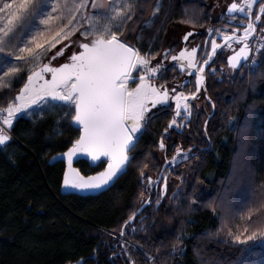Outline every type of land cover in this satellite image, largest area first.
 I'll return each mask as SVG.
<instances>
[{
	"label": "trees",
	"instance_id": "1",
	"mask_svg": "<svg viewBox=\"0 0 264 264\" xmlns=\"http://www.w3.org/2000/svg\"><path fill=\"white\" fill-rule=\"evenodd\" d=\"M221 1L162 0L163 7L154 23L146 26L144 21L151 13L153 0H145L143 10L137 11L125 32L131 43H137L134 37L141 35L143 50L147 51L149 44H153L152 51L162 52L169 47L177 51L181 33L188 29L193 32L191 43L198 44L201 53L209 27L222 31L239 27L238 20L225 28V20L220 16L227 6L219 16L213 17L214 4ZM185 19L193 23H183ZM214 59L215 64L210 66L217 70L222 67L223 72L206 76L205 86L207 95L216 104L215 109L200 94L201 109L198 113L194 111L193 122L181 135L173 134L176 144L185 149L191 145L200 158L184 161L175 172H169L168 190L159 206L154 203L159 185L153 188L151 206L145 205L134 222L125 225L123 237H120L123 222L140 207L142 199L149 198L146 190L144 197L139 195L142 187L137 161L104 192L88 196L62 195L59 186L64 163L49 164L48 161L54 154L66 150L78 131L57 128V121L63 123L59 110L46 112L43 117L37 113L35 117L25 116L15 121L7 149L0 146V264H75L81 258L84 264H128L129 256L135 264H264V245L257 243L242 249L232 244L226 230L217 232L220 225L217 217L223 209L214 200L224 191L221 181L232 173L234 159L241 151L238 134L230 129L227 116H243L250 105L252 126L244 146L246 155L239 158V175L230 185V195L247 197L249 203L264 202V75L261 74L264 69H257L255 74L233 70L228 76L226 52ZM260 59H264V50L258 55ZM186 77L178 69L173 72L169 68L164 80L171 85L172 81ZM190 79L194 84L195 77ZM22 84L23 79L11 90H0V106H5ZM189 90L194 87L183 89ZM170 118V109L168 115L157 112L137 148L138 159L143 151L155 154L144 159L149 164L148 175L154 178L164 161L153 142L159 139ZM205 120L208 121L207 136L204 135ZM174 148L175 145L167 153L168 157ZM204 148L207 151L202 152ZM75 166L89 174L104 165L89 168L80 162ZM183 172H187L189 182L181 184L177 177ZM208 173H213L211 181L205 180ZM177 185H180L178 195ZM174 195L176 199L170 200ZM192 198H199L194 205L190 203ZM210 203L215 206V213ZM237 223L243 226L238 213L232 220L233 232ZM121 241L125 242L128 255L122 253ZM180 243L183 252L176 257L173 247Z\"/></svg>",
	"mask_w": 264,
	"mask_h": 264
},
{
	"label": "snow or ice",
	"instance_id": "2",
	"mask_svg": "<svg viewBox=\"0 0 264 264\" xmlns=\"http://www.w3.org/2000/svg\"><path fill=\"white\" fill-rule=\"evenodd\" d=\"M144 3L145 0H0V90H11L23 79L16 95L0 106V146L7 149L14 121L25 116L35 117L37 113L43 117L46 112L59 110L63 123L57 121V128L78 131L66 150L51 158L55 161L59 157L64 162L62 187L81 192L107 189L137 161L142 187L139 195L144 197L146 190L149 198L142 199L140 207L123 222L120 237L126 233L125 225L134 222L145 205L151 206L150 195L157 185L154 203L161 204L168 190L169 172H175L184 161L200 158L191 145L185 149L176 144L173 134L181 135L193 122L194 111L198 113L201 109L195 103L200 94L215 109L216 104L207 95L205 86L206 76L223 72L222 67L217 70L210 66L215 64L214 58L220 57L227 48L232 50L227 57L230 69L243 72L247 68L251 74L264 69V59L258 60L252 54L264 50V0H232L220 19L225 20V28L239 20V27L231 31L209 27L205 51L200 54L202 61L198 59L199 45L190 48L185 45L178 52L171 47L154 52L153 44H149L147 51L139 45L141 35L134 37L137 43L129 42L125 28L137 11L143 10ZM162 7V0H153L149 18L144 21L146 26L154 23ZM182 22L193 23L189 19ZM192 35L187 32L182 39L188 41ZM250 37L257 40L255 47ZM209 41L210 49L207 48ZM206 66L210 67L206 69ZM169 68L173 72L178 68L188 76L169 85L164 80ZM191 76L195 77L194 84ZM189 86L194 90L183 91ZM169 109L171 118L159 139L153 142L164 161L154 178L148 175L149 164L144 159L155 154L143 151L138 159L137 148L156 113L168 115ZM251 119L250 105L243 116H227L230 129L238 134L241 151L234 159L232 173L221 181L224 191L214 198L223 209L217 217L220 220L217 232L226 230L232 244L242 249L257 243L264 245V202L249 203L247 197L230 195V185L239 175V158L246 155L244 146L251 131ZM204 124L207 136L208 121ZM173 145V154L168 157ZM80 162L89 168L104 166L86 175L82 168L74 166ZM177 178L181 184L185 183L183 174ZM161 180L163 184H159ZM179 189L177 185V195ZM169 199L175 200L176 195ZM198 199L192 198L190 203L194 205ZM209 206L215 213V206L211 203ZM237 213L243 226L237 223L233 232L232 220ZM121 251L128 255L123 241ZM176 251L173 247V252ZM152 259L148 256L149 261ZM75 264H84V258ZM128 264H135L130 256Z\"/></svg>",
	"mask_w": 264,
	"mask_h": 264
},
{
	"label": "rangeland",
	"instance_id": "3",
	"mask_svg": "<svg viewBox=\"0 0 264 264\" xmlns=\"http://www.w3.org/2000/svg\"><path fill=\"white\" fill-rule=\"evenodd\" d=\"M231 1L232 0H222L221 2H218V3H215L214 5H215V7H214V12H213V17H217V16H219V14L225 9V7L229 4V3H231ZM208 2H209V0H208ZM237 2H239V0H237ZM258 8V7H257ZM149 18V17H148ZM145 24V23H144ZM233 28H235V27H233ZM187 32H192V31H190V30H184L183 31V33H181V38H180V40H179V42H180V46H179V48H178V50L176 51V52H178L179 51V49L181 48V47H184L185 45H187L189 48L190 47H192V46H195L196 44H192L191 42H192V40H191V37L189 38V40L188 41H184L183 39H182V37H183V35L185 34V33H187ZM193 33V32H192ZM218 40L219 39H217V42H218ZM141 41H139V45H141V43H140ZM210 42V41H209ZM209 42H208V44H209ZM198 45V44H197ZM236 46V45H235ZM226 49V51H229L230 49H227V48H225ZM198 51H199V49H198ZM201 61H202V59H200ZM166 63H168V62H166ZM178 69V68H177ZM179 70V69H178ZM225 74L226 75H231V74H233V70H231V71H228V70H225ZM184 75L185 76H188V74L187 73H184ZM178 81L177 80H174V81H172V83H171V85H173V84H176ZM200 100H201V97L199 98V100H197V101H195V103H198V104H200ZM174 106V105H173ZM183 175H184V180H185V183H188L189 182V176L187 175V172H183ZM213 179V173H208V174H206L205 175V180L206 181H211ZM175 248L177 249V251L176 252H173L174 253V255L176 256V257H178L182 252L180 251V249H182L183 250V246L181 245V243L180 244H177L176 246H175Z\"/></svg>",
	"mask_w": 264,
	"mask_h": 264
},
{
	"label": "water",
	"instance_id": "4",
	"mask_svg": "<svg viewBox=\"0 0 264 264\" xmlns=\"http://www.w3.org/2000/svg\"><path fill=\"white\" fill-rule=\"evenodd\" d=\"M207 35H208V33H207ZM206 35V36H207ZM223 46V45H222ZM205 40H204V44H203V48L205 49ZM206 68H207V66H206ZM15 122V121H14ZM65 151V150H64ZM63 152V151H62ZM59 153H61V152H59ZM54 156H57V153L56 154H54L52 157H54ZM51 157V158H52ZM49 159V161H48V163L49 164H53V163H55V162H58V161H62L63 162V160L61 159V158H59V157H57V159L55 160V161H53L52 159ZM64 163V162H63ZM74 166H75V164H74ZM166 166V165H165ZM100 170H102V169H100ZM100 170H98V171H100ZM91 174H93V173H89V174H86V175H91ZM111 187V186H110ZM110 187H108L107 189H99V190H90V191H84V192H81V191H78V190H75V189H72V188H65V187H62V176H61V182H60V186H59V192H60V194H62V195H67V194H76V195H80V196H88V195H97V194H99V193H101V192H104V191H106V190H108Z\"/></svg>",
	"mask_w": 264,
	"mask_h": 264
},
{
	"label": "flooded vegetation",
	"instance_id": "5",
	"mask_svg": "<svg viewBox=\"0 0 264 264\" xmlns=\"http://www.w3.org/2000/svg\"><path fill=\"white\" fill-rule=\"evenodd\" d=\"M239 23V22H238ZM239 25V24H238ZM238 26H236L235 28H237ZM233 28V27H232ZM231 28V29H232ZM231 31V30H230ZM217 39H219V38H217ZM250 39V41H251V39H252V37H250L249 38ZM220 42V40H218V43ZM210 46H211V44H210V42H209V44H208V49H210ZM235 47H237L238 48V45H236ZM200 48L201 47H199V51H200ZM222 48H223V46H222ZM199 51H198V59H203V56L202 55H200V54H202L204 51H205V49L202 47V51H201V53H199ZM217 51H219V49L217 50ZM223 51H225L226 52V59H227V57H228V55H231L232 54V50H229V51H226V49L224 48L223 49ZM207 68H208V66H207ZM206 68V69H207ZM232 69H230L229 68V66H228V71H231Z\"/></svg>",
	"mask_w": 264,
	"mask_h": 264
},
{
	"label": "built area",
	"instance_id": "6",
	"mask_svg": "<svg viewBox=\"0 0 264 264\" xmlns=\"http://www.w3.org/2000/svg\"><path fill=\"white\" fill-rule=\"evenodd\" d=\"M251 41H252V43H253V47H255V45H256V43H257V40H253V38H252ZM252 54L256 55V56H257V59H258V55H259V53H255V52H254V53H252ZM244 73L247 74V73H250V72H249V70H248L247 68H245V69H244Z\"/></svg>",
	"mask_w": 264,
	"mask_h": 264
}]
</instances>
